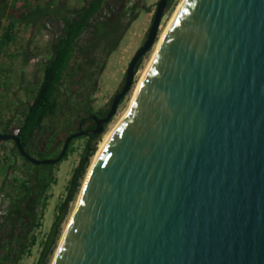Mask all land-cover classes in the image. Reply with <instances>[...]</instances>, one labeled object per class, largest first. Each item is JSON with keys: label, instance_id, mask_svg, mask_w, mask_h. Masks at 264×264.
Returning <instances> with one entry per match:
<instances>
[{"label": "water", "instance_id": "water-1", "mask_svg": "<svg viewBox=\"0 0 264 264\" xmlns=\"http://www.w3.org/2000/svg\"><path fill=\"white\" fill-rule=\"evenodd\" d=\"M159 0L101 135L153 45ZM51 264H264V0H182L132 105L90 166Z\"/></svg>", "mask_w": 264, "mask_h": 264}, {"label": "trees", "instance_id": "trees-1", "mask_svg": "<svg viewBox=\"0 0 264 264\" xmlns=\"http://www.w3.org/2000/svg\"><path fill=\"white\" fill-rule=\"evenodd\" d=\"M36 1L21 0L22 8L27 10ZM143 1L85 0L84 8L74 13L54 9L51 3L42 7L36 2L24 25H31L36 33L49 32L52 46L47 58L27 79L22 98L14 97L15 113L5 118L1 115L0 132L17 135L24 150L38 160L57 157L66 137L79 130L80 122L86 126L94 114L92 105L100 72L137 19V9ZM173 1L168 0L167 5ZM3 17L0 14V23ZM19 21L14 16L7 17L0 31V53L15 39ZM21 56L23 73L33 54L22 50ZM138 66L139 62L135 71ZM4 87L8 94L6 82ZM14 98L10 97L5 106L8 111ZM78 138L82 145L77 164L64 187V198L54 206L52 222L42 235L34 232L41 227V213L46 207L47 192L55 182L53 169L58 163L31 164L12 141L0 143V264H21L36 244L39 252L33 264H51L71 204L81 190L100 140L99 135ZM75 141L71 140L61 161L73 151ZM17 157L20 164L16 163ZM15 173L18 174L12 176Z\"/></svg>", "mask_w": 264, "mask_h": 264}, {"label": "rangeland", "instance_id": "rangeland-1", "mask_svg": "<svg viewBox=\"0 0 264 264\" xmlns=\"http://www.w3.org/2000/svg\"><path fill=\"white\" fill-rule=\"evenodd\" d=\"M134 1L135 0H131L130 3ZM158 1L159 0H145L141 2L140 6L137 9V19L132 22L131 26L120 41L118 48L110 55L104 68L101 70L96 84L94 103L92 105L94 113L102 111L104 112V110L108 108L112 96L122 86L128 64L146 38L147 31L151 24ZM180 3H182V0H174L170 4V6H168V8L164 10L156 39L151 48L148 50V52L139 60V66L135 71L134 80L131 88L127 92L126 96L121 100L120 104L117 107L116 113L112 116L110 122L104 128L103 133L99 135L100 140L98 142L97 151L99 150L101 143H103L105 137L113 130L116 124L127 112L130 101L134 95L136 86L141 76L145 72L147 66L150 64L153 54L156 50L157 44L159 43V40L165 28L167 27L169 21L175 14V11ZM51 4H53L54 9H60L65 13H74L76 11L82 10L86 2L85 0H51ZM20 6L21 2L17 0H0V14L4 15L2 20H6L9 16H14L18 20H21L18 24V26L20 27V31H18V33L15 35L16 42L14 41V44H11L9 47L5 48L2 54H0V67H4V69L10 71V73L7 75L10 78L6 80V84L9 88L8 95L4 92L3 89H1L4 84L0 79V117L1 115H3L4 117H10L11 113H15L14 106L17 103V97L22 98V88L28 85L27 79L32 76L37 64L40 63L43 59L47 58L52 46V35L49 32L40 31L39 33H36V31L31 25H24L26 22H28L27 11L19 9L21 8ZM22 50H27L28 52H32L33 54L29 64L24 67L23 73H21L22 68L20 63L23 60L21 56L15 59L12 58V61L9 60V63H7V59L4 58V56H8V54H19L22 52ZM1 91L3 92V94H1ZM10 97H16V99L14 98V104L13 106H11V111L9 110V112L4 106L9 104ZM62 137L63 134L59 136V138ZM75 139L76 141L72 146L73 151L68 154L67 159L58 163V165H56L53 169V176L55 178V182L52 184L51 188L47 192L46 207L41 213V227L34 232L36 234L42 235L48 230L52 222L54 206L59 202V200H62L64 198V187L66 186V183L70 178L72 170L77 164V160L81 151L82 140L80 138ZM7 146L10 147V145ZM94 157L91 160V164L94 160ZM16 163H21V160L18 157L16 158ZM17 174L18 173L12 174V176H16ZM78 196L79 194L77 195L75 201L71 204L69 214L63 225V231L75 208ZM38 252L39 248L36 244L31 249L30 257H25L22 260L21 264H33L38 257Z\"/></svg>", "mask_w": 264, "mask_h": 264}, {"label": "crops", "instance_id": "crops-1", "mask_svg": "<svg viewBox=\"0 0 264 264\" xmlns=\"http://www.w3.org/2000/svg\"><path fill=\"white\" fill-rule=\"evenodd\" d=\"M19 2H21V0L19 1ZM36 2H38L42 7H45L46 6V3H51V0H38V1H36ZM35 2V3H36ZM34 2L33 3H31V5H30V8L29 9H27L26 11H27V16H30L31 15V10H33L34 9V4H35ZM19 7V6H18ZM21 8H19V9H21V10H25V9H23L22 8V2H21V6H20ZM6 20H2V22L0 23V31L1 30H3V28L6 26ZM15 30H16V33H15V35L18 33V31H20V27L17 25L16 27H15ZM14 41H15V39L13 40V42L11 43V44H14ZM16 42V41H15ZM0 54H2V51H1V53ZM16 54H18V53H16ZM19 56H21V53H19V55L18 56H15V57H13V59H15V58H18ZM22 57V56H21ZM4 58L5 59H7V63H9V60L10 61H12V58L10 57V54H8V56H4ZM23 58V57H22ZM23 61V60H22ZM21 64V63H20ZM10 73V71L9 70H6V69H4V67L3 68H1L0 67V79H1V81H2V83L4 84V82H7L6 80H8L10 77H8L7 75ZM2 84V85H3ZM7 85V84H6ZM8 86V85H7ZM8 88V87H7ZM1 89H3L4 90V92H5V87H4V85L1 87ZM6 93V92H5ZM1 94H3V92L1 91ZM7 94V93H6ZM8 94H9V88H8ZM7 94V95H8ZM6 106V105H5ZM4 106V107H5ZM4 117V116H3ZM5 118V117H4Z\"/></svg>", "mask_w": 264, "mask_h": 264}, {"label": "bare ground", "instance_id": "bare-ground-1", "mask_svg": "<svg viewBox=\"0 0 264 264\" xmlns=\"http://www.w3.org/2000/svg\"><path fill=\"white\" fill-rule=\"evenodd\" d=\"M180 6H181V3L179 4L178 8L176 9L175 14L173 15V17H172L171 20L169 21L167 27L165 28V30H164V32H163V34H162V36H161V38H160V40H159V43L157 44V47H156V50H155V52H154V54H153L152 59L154 58V56H155V54H156V52H157V49H158V47H159V45H160V43H161V40H162L164 34L166 33V31L168 30L169 26L171 25V23H172V21H173V19H174V17H175V15H176V13H177V11H178V9H179ZM151 61H152V60H151ZM149 65H150V64H149ZM149 65L147 66L145 72L147 71ZM145 72H144L143 75L141 76V78H140V80H139V82H138V84H137V86H136V89H135L134 95H133V97H132V99H131V101H130V104H129V107H128V109H127V112H128V110L130 109V107H131V105H132L133 99H134L135 94H136V92H137V90H138V88H139V86H140V84H141V82H142V80H143V77H144V75H145ZM127 112L123 115V117L121 118V120L125 117V115L127 114ZM121 120H120V121H121ZM120 121H119V122H120ZM119 122L116 124V126L113 128V130H112V131H111V132L105 137L103 143H101V146H100L99 150L97 151V153H96V155H95V157H94L93 162L95 161V159L97 158V156H98L99 153L101 152L102 148L104 147L105 143L107 142V140L109 139V137L111 136V134L113 133L114 129L117 127V125L119 124ZM93 162H92V163H93ZM91 165H92V164H91ZM87 173H88V172H87ZM76 202H77V201H76Z\"/></svg>", "mask_w": 264, "mask_h": 264}, {"label": "flooded vegetation", "instance_id": "flooded-vegetation-1", "mask_svg": "<svg viewBox=\"0 0 264 264\" xmlns=\"http://www.w3.org/2000/svg\"><path fill=\"white\" fill-rule=\"evenodd\" d=\"M167 2H168V0H167ZM166 8H168L167 3H166V7H165V9H166ZM122 86H123V84H122ZM122 86H121L120 89H119V90H118V91L112 96V99H113V97H114V96H115V95L121 90ZM112 99H111V102H112ZM111 102H110L108 108H107L106 110H104V112H103V111H102V112H95V113L92 114V115H95L98 119H102V118H104V117L106 116V114L108 113L109 109H110ZM90 116H91V115H90ZM90 116H89V121H88V123L86 124V126H83V122H80L79 127H78L79 130L88 131V130H93V129H95V123H94L93 120L90 119ZM110 120H111V119H110ZM110 120L108 121V123L110 122ZM108 123L104 124V128L106 127V125H107ZM79 130H78V131H79ZM78 131H77V132H78ZM91 135H94V134H91Z\"/></svg>", "mask_w": 264, "mask_h": 264}, {"label": "built area", "instance_id": "built-area-1", "mask_svg": "<svg viewBox=\"0 0 264 264\" xmlns=\"http://www.w3.org/2000/svg\"><path fill=\"white\" fill-rule=\"evenodd\" d=\"M0 183H1V180H0ZM0 200H1V193H0Z\"/></svg>", "mask_w": 264, "mask_h": 264}]
</instances>
